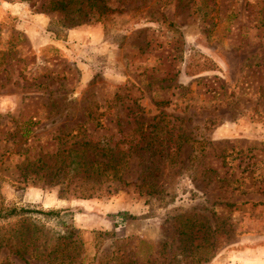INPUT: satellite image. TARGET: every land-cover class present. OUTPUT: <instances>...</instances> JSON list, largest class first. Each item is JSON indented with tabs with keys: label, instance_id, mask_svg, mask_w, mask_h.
Returning <instances> with one entry per match:
<instances>
[{
	"label": "rangeland",
	"instance_id": "obj_1",
	"mask_svg": "<svg viewBox=\"0 0 264 264\" xmlns=\"http://www.w3.org/2000/svg\"><path fill=\"white\" fill-rule=\"evenodd\" d=\"M100 1L0 0V211L29 210L0 228L67 222L81 264H264V0Z\"/></svg>",
	"mask_w": 264,
	"mask_h": 264
},
{
	"label": "trees",
	"instance_id": "obj_2",
	"mask_svg": "<svg viewBox=\"0 0 264 264\" xmlns=\"http://www.w3.org/2000/svg\"><path fill=\"white\" fill-rule=\"evenodd\" d=\"M91 1V6L96 9L98 16L103 13H111L112 10L106 8L100 0ZM67 7V3L53 2L49 3L46 9L59 11L63 13V17L79 11L77 9L69 13ZM77 19L73 23H79ZM114 171L116 173L115 168ZM28 211L15 208L7 209L0 211V218L18 216L21 213H28ZM42 214L45 216L57 215V212L49 211ZM58 225L61 229L56 232L47 230L43 224L36 225L29 219H23L13 226L0 228V248L7 249L25 263L31 259L45 264H81L82 258L80 259L79 255L82 253L83 242L80 238V231L62 220L58 221ZM131 264L135 263L131 262Z\"/></svg>",
	"mask_w": 264,
	"mask_h": 264
},
{
	"label": "crops",
	"instance_id": "obj_3",
	"mask_svg": "<svg viewBox=\"0 0 264 264\" xmlns=\"http://www.w3.org/2000/svg\"><path fill=\"white\" fill-rule=\"evenodd\" d=\"M23 29H24L23 31H24L25 33L28 32V30H27L26 27H24ZM45 43H46V44H45ZM44 44H45V45H50V44L52 45V44H53V45H56L57 47H59V46L57 45V44H58L57 41L53 42V40L51 41V40H49V39H45V38H44V41H43V45H44ZM78 205H79V204H78Z\"/></svg>",
	"mask_w": 264,
	"mask_h": 264
}]
</instances>
